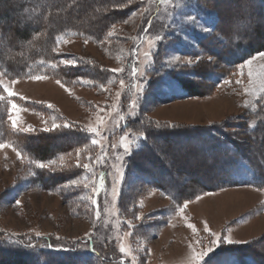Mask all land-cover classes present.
<instances>
[{
  "label": "rangeland",
  "instance_id": "rangeland-1",
  "mask_svg": "<svg viewBox=\"0 0 264 264\" xmlns=\"http://www.w3.org/2000/svg\"><path fill=\"white\" fill-rule=\"evenodd\" d=\"M90 1L95 2L92 4L95 9L98 0ZM216 1L222 10L224 26L233 23L235 30L242 32L260 21L250 20L248 16L243 18L241 14V9L251 0ZM191 3L192 0H142L139 8L124 21L112 23L100 40L75 34L77 31L60 35L54 47L56 53L67 56L69 59L65 61H73V64L86 61L106 70L109 80L102 84H67L50 75L14 78L0 62V97H3L0 107L9 114L10 129L40 134L51 132L43 129H51L55 124L81 127L92 134L89 143L62 154L54 163L45 164L50 169L77 172L76 179L69 182L67 188L78 184L84 189L72 198L64 197L67 190L53 191L32 185L34 172L27 158L12 141L3 143L5 147L0 148V234L28 241L41 237L69 245L75 242L83 245L87 241L94 243L104 255L110 254L113 264H237L227 256H214L220 248L233 244L247 246L264 264V188L244 185L209 188L206 185L214 180L220 183L226 178L216 151L184 147V143L189 142L176 135L193 126L219 125L250 146L252 142L245 131L249 114L264 95L260 76L264 60L259 59L258 52L234 69L223 66L220 55L200 58L178 54L171 37L179 36L178 40L192 45L183 35L186 30L208 33L191 14ZM98 8L94 13L100 12ZM74 9L73 17L86 19L81 7ZM65 10L63 7L61 17L66 15ZM1 11H8L5 5L0 7ZM8 12L12 20L0 19V23L9 35L13 34V28H23L37 19L36 11L34 17L28 11ZM88 15L91 20L93 15ZM9 39L14 47L31 46V42L25 45L15 41L13 36ZM6 53L0 41V55ZM176 56L183 62L198 58L201 61L167 66L166 61ZM209 56L214 63L204 59ZM253 57L256 59L248 65L247 61ZM155 62L157 69L151 72ZM191 69L199 73L217 71L223 76L216 84L198 76L187 83L195 86L197 95L160 100L174 94L184 95V92L178 88L174 91L172 85L163 83L157 70L182 74ZM37 76L43 78L35 79ZM5 85L15 95L9 96ZM12 103L18 105L16 127L10 119ZM48 107L52 112L46 109ZM140 118L145 125L139 122ZM128 119L138 122L125 129ZM30 126L36 131H26ZM157 127L171 133L157 141L152 139L158 147L164 143L172 145L161 154L164 163L170 162L172 157L187 156L180 160L184 168L178 166L179 172L173 177H182L185 185L197 182V188H207L197 191L180 205L140 178L142 168L153 170L150 163L154 161L144 153H137L141 139L147 129ZM77 160L80 165L89 167H78ZM93 193L98 194L97 209L91 204ZM185 203L187 208L180 213ZM212 233L221 238L218 244ZM224 237L236 242H225ZM208 248L213 250L200 259L199 254L207 252ZM19 255L23 261L21 253ZM70 257L69 260H74V256ZM0 264L18 262L0 256Z\"/></svg>",
  "mask_w": 264,
  "mask_h": 264
},
{
  "label": "trees",
  "instance_id": "trees-1",
  "mask_svg": "<svg viewBox=\"0 0 264 264\" xmlns=\"http://www.w3.org/2000/svg\"><path fill=\"white\" fill-rule=\"evenodd\" d=\"M97 2L98 6L95 9L99 7L100 14L94 13L95 9L92 4L95 2L90 0H56L55 2L53 0H0V7L5 5L10 12L28 11L31 16L35 11L37 13L35 22L28 23L23 28H13L12 35L6 34L4 25L0 23V41L7 49L6 55H0L1 65L14 78L50 75L67 84L76 82L79 84L82 82L102 84L107 82L109 73L106 70L99 69L93 63L86 61L66 66L63 61L69 58L56 53L54 48L60 35L73 31H77L75 34L100 40L105 36V32L112 23L124 21L139 8L142 0H98ZM192 2L191 14L201 22L203 28L208 29V33L203 34L199 29L186 30L183 35L192 42V45H186L183 41L178 40L179 36L171 37L178 54L200 58L208 54L220 55L223 66L235 69L254 54L264 50V22L261 23V19L264 18V0H251L247 9H241L243 18L248 16L250 20L251 18L256 21L260 20L255 26L243 29L242 32L235 30L233 23L228 26L222 25L224 21L221 15L222 10L217 7L216 0H192ZM76 6L83 9L82 14H85V20L73 17ZM63 7L66 8V15L61 17ZM8 11H1V20H12L13 16ZM88 14L93 15L91 20ZM51 28L54 29L51 31ZM11 36L15 41L19 40L25 45L31 42V46L28 48L12 46L9 39ZM36 37L38 38L36 39ZM155 69H157L156 62L151 72H154ZM157 72L161 73L163 83L172 85V90L176 91L178 88L184 92V95L174 94L160 99L162 101L197 95L195 86L187 83L195 80L198 76L202 79L206 78L213 84L219 83L223 76L217 71L199 73L193 69L184 71L182 74L159 70ZM46 109L52 112L49 107ZM8 115L7 110L0 107V144L12 141L27 158L29 166L34 172L32 185L53 191L67 190L64 192L65 198L75 197L82 192L84 188L78 184L67 188L68 183L76 179V171L39 168L38 164L52 163L62 154L89 143L92 140V134L84 128L71 125L59 126L51 132H41L40 134L14 132L7 122ZM249 115L245 132L252 142L250 146L245 145L241 138H237L236 135L219 125L193 126L189 130L183 129V132L176 134L183 136L186 143L189 142L188 144L184 143V147L216 151V157L221 163L220 167L226 173V178L220 183L217 179L214 180L215 182L206 185L210 186L209 188L217 190L238 185L264 188V95L257 101V105ZM132 120L128 119L125 129L138 122V120ZM140 121L143 125L146 124L143 118H140ZM171 130L174 131V129ZM167 134L171 133L164 132L157 127L147 129L145 136L142 137V145L137 153H144L147 158L154 160L150 163L154 171L150 168H142L140 164L139 168H142L140 178L146 185L157 189L170 198L173 203L180 205L193 197L197 191L200 192L207 188L205 186L197 188V182L185 185V182H182V177H173L174 173L179 172L178 166L184 168L180 160H185L187 156H184L185 158L183 155H181L183 158L181 156L172 157L168 163L162 161L161 154L164 151L167 152L172 145L164 143L158 147L155 141L168 136ZM252 134H256V136L252 137ZM153 138L155 141L152 140ZM256 145L257 147L254 148ZM210 158L213 157L210 156ZM91 204L93 208L99 207L97 193H93ZM19 239L8 238V236L0 234V256L15 259L18 264H113L110 254L104 255L94 243L87 241L83 245L77 242L69 245L51 239L44 240L41 237L32 241H28L26 238ZM20 253L23 261L19 257ZM214 256L216 258L227 256L234 259L237 264H263L259 260L260 257L245 245L233 244L220 248ZM69 257L72 261L68 259Z\"/></svg>",
  "mask_w": 264,
  "mask_h": 264
},
{
  "label": "snow or ice",
  "instance_id": "snow-or-ice-1",
  "mask_svg": "<svg viewBox=\"0 0 264 264\" xmlns=\"http://www.w3.org/2000/svg\"><path fill=\"white\" fill-rule=\"evenodd\" d=\"M205 31H207V29H205ZM158 39H160V38L158 37ZM146 55H147V54H146ZM204 59H206V60L209 61V62H213V63H214L213 58L210 57V56H209V57H206V58H204ZM255 59H256V57H253L252 60H248V61H247V64H248V65H251V64L253 63V60H255ZM259 59L264 60V52H260V53H259ZM199 61H201V60L198 58V59L195 60V61H193V60H188V61H186V62H183V61H181V58H180L179 56H176V57H174V59L166 61V64H167V66L170 67V66L175 65V64H177V63H179V64L187 63V64L191 65V64L198 63ZM63 63L67 66V65H71V64H73L74 62H73V61H63ZM243 67H244V65H241V68H243ZM262 69H264V66H262ZM111 71L116 72V71H118V70H117V69H112ZM248 75L251 77V76L253 75V72L250 70L249 73H248ZM260 76H261V78H262V79H261V87L264 88V70H262V71L260 72ZM34 78H35V79H41V78H43V77H39V76H37V77H34ZM58 82H59V81H58ZM121 83H123V81H121ZM5 90L8 92V95H9V96H13V95H15V93L12 91V89L9 88L7 85H5ZM0 99H3V97H0ZM11 109H12L13 115L10 117V119L12 120L13 126L16 127V123H17L16 112H17V109H18V105H16L15 103H12V105H11ZM58 127H59V125H55V124H54V125H53V128H51V129H49V128H45V129H43V131H52V130L58 128ZM26 131H36V129H34V128H32V127L30 126L28 129H26ZM92 131H95V129H92ZM93 143H96V141H93ZM2 147H5V145L0 144V148H2ZM124 147H125L126 150L128 149V145H127V144H125ZM52 163H54V161H53ZM77 166H78V167H83V168H88V167H89V165H87V164L80 165L79 160H77ZM38 167H39V168H45V167H47V165H45L44 163H39V164H38ZM121 175H123V173H121ZM186 208H187V203H185V204L183 205V207H181V208L179 209V212H180V213H183V212L185 211ZM190 226H191V225H190ZM212 235H213V236H216V243L218 244V243L220 242V239H221V238H220L219 236H217L216 233H212ZM224 241H225V242H228V243H234V242H236V241H233V240L229 239L228 237H224ZM212 250H213V248H208V249H207V252H203V253H200V254H199V258H200V259H203V257H204L205 255H207V253L210 252V251H212Z\"/></svg>",
  "mask_w": 264,
  "mask_h": 264
}]
</instances>
